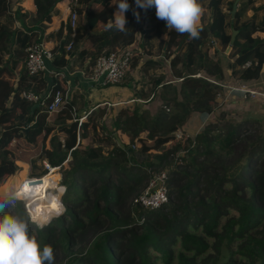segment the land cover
Masks as SVG:
<instances>
[{
  "label": "trees",
  "instance_id": "obj_1",
  "mask_svg": "<svg viewBox=\"0 0 264 264\" xmlns=\"http://www.w3.org/2000/svg\"><path fill=\"white\" fill-rule=\"evenodd\" d=\"M21 1L0 0V186L21 169L11 157L17 141L32 152L28 176L47 172L43 160L59 166L67 211L36 230L41 244L54 248L55 264H264V114L239 118L222 110L219 117L228 118L198 132L183 127L191 116L219 111L227 89L221 82L229 85L223 65L235 83L258 81L264 0H238L234 12L235 0H202L199 39L168 31L155 7H138L136 0H129L127 34L107 27L117 11L112 0H68L77 12L74 35L67 17L45 33V20L63 0H34L31 17L13 9ZM52 39L53 68L86 75L99 54L131 46L130 69L107 85L130 86L138 65L135 94L148 101L159 93L164 103L154 114L137 104L90 105L75 87L54 111L45 102L32 108L23 89L66 88L60 75L48 85L43 71L25 67L26 47ZM160 54L169 60L172 81L157 71ZM198 71L204 74L193 75ZM162 172L168 200L155 209L141 206L138 196ZM39 191L32 197L43 208L35 211L48 213L54 198ZM16 210L23 212L20 205Z\"/></svg>",
  "mask_w": 264,
  "mask_h": 264
},
{
  "label": "clouds",
  "instance_id": "obj_2",
  "mask_svg": "<svg viewBox=\"0 0 264 264\" xmlns=\"http://www.w3.org/2000/svg\"><path fill=\"white\" fill-rule=\"evenodd\" d=\"M112 3L117 5V11L108 20L107 27L127 34L129 0H112ZM136 4L155 7L157 19L165 21L168 31L187 34L190 39H199L203 31L202 0H136ZM135 15L139 20V13ZM32 191L25 182L19 188L0 192V264H55L54 248L42 245L36 230L50 226L67 209L62 199L57 198L52 202L50 213L36 212L31 204ZM17 205L23 208L22 213L16 210Z\"/></svg>",
  "mask_w": 264,
  "mask_h": 264
},
{
  "label": "built area",
  "instance_id": "obj_3",
  "mask_svg": "<svg viewBox=\"0 0 264 264\" xmlns=\"http://www.w3.org/2000/svg\"><path fill=\"white\" fill-rule=\"evenodd\" d=\"M76 0H73L75 2ZM72 2V5H73ZM71 4H69V12L67 15L68 23L71 28V35L75 33V24L77 20V12L73 9ZM69 47V44L68 46ZM53 46H48L45 41H35L30 43L26 47L27 55L25 59V67L27 71L31 74L38 73L39 71H43L44 75L47 72L49 75L57 77L63 72L57 70L55 68H49L48 62L51 63V60L54 56ZM133 57L132 47L127 45L124 48H117L116 50H112L110 52L99 54L94 62L92 72L90 74V78L94 82H99L102 85L114 84L124 76V74L130 69V60ZM193 75L199 76L201 72L198 71ZM53 79L47 80V84H53ZM259 83L253 82L249 83H239L237 85H229L228 94H237V92H241L242 95H250L254 96L256 94H260L257 88L253 87L254 84ZM69 85H66L65 90L61 88H56L50 90L49 87L43 89L39 92L34 91L33 89H23L20 95L33 102L38 103L39 105L42 103H46V108L48 111H54L58 109L64 102H66L69 98ZM50 94V99L47 101L45 97ZM118 104H122L117 102ZM85 116L82 115L78 117V123L80 124ZM44 166L47 169V172L52 171L53 166L47 160H43ZM40 176H27L24 178V182L30 181L32 179L38 178ZM164 177L165 173L156 174L153 179L150 181V184L140 193L137 198V201L141 206L149 209L158 208L164 202L168 200L167 188L164 185ZM161 180L159 186H157L154 190L149 191V187L155 185L158 180ZM23 185V184H22Z\"/></svg>",
  "mask_w": 264,
  "mask_h": 264
},
{
  "label": "crops",
  "instance_id": "obj_4",
  "mask_svg": "<svg viewBox=\"0 0 264 264\" xmlns=\"http://www.w3.org/2000/svg\"><path fill=\"white\" fill-rule=\"evenodd\" d=\"M69 4L68 0H63L62 2H59L57 4L58 11L55 14H52L51 17L47 20H45V25H44V32L48 33L50 31L56 30L61 21L65 20L68 12H69ZM17 7H20L21 12H27L28 15L31 17L32 14L35 12V4L34 0H22L21 2H15L13 9H16ZM27 15V16H28ZM27 19V17L25 18ZM18 24V22H17ZM166 34H163V37H165ZM48 46H54L56 44L55 40H49L45 41ZM135 46L137 45L136 43L134 44ZM160 59V66L157 68L158 72H162L164 74L165 80L166 81H172L175 77L171 71L169 60L163 55L160 54L158 56ZM49 65V68H53L50 62L47 63ZM138 65L135 67L131 68V74H132V82L130 86H125V85H100L101 83L99 82H94L90 78V75H86L82 69H69V66H65L64 68L61 69L63 74H61L59 77L64 81L65 85H69V96L70 92L72 91L73 88L77 87L80 92L84 95L86 98V101L90 105L96 104L98 102H101V104H117V101L120 103H127L129 105H134L137 104L139 105L140 108H146L147 103H153V106L151 107V113L154 114L157 110L158 107L161 106L162 100L160 99L159 95H157L156 98H151L148 101H144L141 98H139L135 94V88L138 87L139 82H138V77H139V72L137 70ZM229 75V70L226 71L224 79L229 82L230 85H237L238 82H232L230 80ZM45 77L47 80L55 79L56 77L49 75L47 72H45ZM257 82V81H256ZM259 83H256L253 85V87L259 89L261 91L260 94H256L254 96L250 95H242L241 92H237V94H230L229 96H234L235 97L232 99L231 103H228L230 105L229 108H233L236 111H246L247 113H262L264 114V66L262 67L261 74L258 79ZM251 84V83H249ZM141 99V101H139ZM160 104V105H159ZM152 108H155V111H152ZM114 111L113 109H111ZM110 111V112H112ZM204 115V113H202ZM202 114H199L197 116H191L190 119L184 124L187 128L188 132H191V124L195 123L192 118L196 120V122L199 124V119ZM189 126V127H188ZM195 131V130H194ZM193 131V132H194ZM21 168L22 172L21 178L17 179L16 182L14 180V186L9 189L12 190L14 188H19L20 185L22 184L24 178L28 176L27 170L25 172V169L27 167L26 163H21ZM17 173L14 172L9 176V180L6 182V184L3 186L1 185L0 190L3 191L2 189L7 186L9 181L13 178V176ZM23 179V180H22ZM22 180L19 184L18 182ZM6 189V188H5Z\"/></svg>",
  "mask_w": 264,
  "mask_h": 264
},
{
  "label": "rangeland",
  "instance_id": "obj_5",
  "mask_svg": "<svg viewBox=\"0 0 264 264\" xmlns=\"http://www.w3.org/2000/svg\"><path fill=\"white\" fill-rule=\"evenodd\" d=\"M229 50H230V48L228 49V48H226L225 49V53H227V52H229ZM226 59V58H225ZM225 59H223L224 60V64H225ZM228 69H227V67L225 66V65H223V71H224V76H225V73H226V71H227ZM204 74V72H201V74ZM175 79V78H174ZM173 79V80H174ZM213 81H215V80H213ZM233 82V81H232ZM221 85H223V87H225V88H227L226 90H225V95H224V97L221 99L220 97H219V99H220V102H219V99H218V102H219V104H218V107H220V108H218L219 109V111H217V110H214V111H211V112H207V113H204V115L202 114L201 115V117H200V119H199V124L196 122V120L194 119V118H192L193 119V121L195 122V123H193V124H191L190 126H192L191 127V134H193V133H195V132H198V131H200L207 123H209V122H215V121H220L221 119H226V118H228V116H225V118H223V117H219L220 116V114H221V111L222 110H227L230 114H234V115H236V116H238L239 118H242L243 116H247V115H249V114H247V112L246 111H242V110H240V111H236L235 109H233V108H229L230 107V105H228V103H231L232 102V99L235 97V96H232V97H230L229 95L230 94H228V96H227V92H228V86L230 85H228V84H226V83H224V82H221ZM226 85V86H225ZM157 95H159V93H156L155 94V96L153 97V98H156L157 97ZM248 96V95H247ZM160 97V96H159ZM161 99V98H160ZM162 100V99H161ZM139 101H141V99H139ZM164 102L162 101L161 102V105L163 104ZM121 105H123V104H121ZM160 105V104H159ZM153 106V103H147L146 104V108H148L149 109V111H151V107ZM160 108V106L158 107V109ZM112 111V110H111ZM152 111H155V108H152ZM157 112V111H156ZM155 112V113H156ZM110 113H114L113 111L112 112H110ZM230 118V117H229ZM232 119H235V118H232ZM105 123H106V125H107V127L108 128H111L112 129V117L111 116H109V115H107V117H106V119H105ZM183 127H185L186 128V126L184 125ZM189 127V126H188ZM186 130H187V128H186ZM195 130V131H194ZM194 131V132H193ZM117 137H116V139L118 138V135H116ZM22 145V144H21ZM21 145L18 143V141L13 145V146H15V147H13L12 149V152H11V157H13L18 163H26L27 164V167H26V169H25V172H26V170H27V173H28V171H29V160H30V158H31V154H32V152H31V149H30V147H25V146H23L22 145V147H21ZM21 147V148H20ZM129 149V148H128ZM141 159V158H140ZM22 169L23 168H21V169H19L18 171H17V173L13 176V178L9 181V183L7 184V186L6 187H4L2 190L3 191H9V189L11 188V187H13L14 186V183L16 182V180L19 178H21V175H24L25 176V174H21V172H22ZM46 174V173H45ZM45 174H42L40 177H42V176H45L44 177V180H45V183L47 184V186H48V183H49V180H48V176L49 175H45ZM58 174V175H57ZM57 176H56V178L55 179H53L52 180V190H54V191H56V189L57 188H60L61 187V171H60V168L58 167L57 168ZM53 176H55V173L53 174ZM39 178V177H38ZM14 180H15V182H14ZM23 180V179H22ZM22 180H20L19 182H18V184L22 181ZM24 181V180H23ZM40 182L41 181H38V185H40ZM22 183V182H21ZM37 185V186H38ZM1 187V186H0ZM43 187V186H42ZM6 188V189H5ZM36 188H39V186L38 187H36ZM49 188H51L50 186H49ZM64 192V191H63ZM39 196H40V194H39ZM61 196V195H60ZM51 199V198H50ZM50 205V204H49ZM38 208L40 207V208H42V204H40L39 203V206H37ZM50 207H51V205H50ZM52 209V208H51ZM51 209L49 210V211H51ZM49 211H48V213H49Z\"/></svg>",
  "mask_w": 264,
  "mask_h": 264
},
{
  "label": "bare ground",
  "instance_id": "obj_6",
  "mask_svg": "<svg viewBox=\"0 0 264 264\" xmlns=\"http://www.w3.org/2000/svg\"><path fill=\"white\" fill-rule=\"evenodd\" d=\"M55 173V176H53V174ZM57 174V167H53L52 168V171H49V172H46V176L47 175H52L51 176V182H52V180L53 179H55L56 178V176L58 175H56ZM44 177L45 176H42V177H39V178H35V179H32V180H30V181H27L28 182V187L29 188H31L33 191H32V193H31V204L34 206V207H37V206H39V203H38V201H36L35 200V197L33 198L32 196L34 195V193H35V191H36V193H40L41 191H39V190H45L46 192H48V194L49 195H52V197L54 198V200L55 199H57V198H60V195L63 193V191L65 190V185H61V187L60 188H57L56 189V191H54V190H52V186H51V188H49V186L47 187V184L45 183V180H44ZM38 181H41L40 182V185H38ZM25 182L23 181L22 182V184H24ZM61 183V182H60ZM21 184V185H22ZM52 184V183H51ZM20 185V186H21ZM39 186V188H36V187H38ZM43 186V187H42ZM37 196H39V195H37ZM37 196H36V198H37ZM54 206V205H53ZM53 206H51V207H53ZM40 208V207H39ZM42 208H43V206H42ZM41 209V208H40ZM46 211V210H45ZM47 211H49V210H47ZM51 211H49V213H50Z\"/></svg>",
  "mask_w": 264,
  "mask_h": 264
},
{
  "label": "water",
  "instance_id": "obj_7",
  "mask_svg": "<svg viewBox=\"0 0 264 264\" xmlns=\"http://www.w3.org/2000/svg\"><path fill=\"white\" fill-rule=\"evenodd\" d=\"M237 2H238V0H235V1H234L232 12L235 11L236 6H237ZM235 35H236V30L233 29V31H232V35H231V39H230V42H229V45L227 46L228 49H229V48L231 47V45L233 44V41H234ZM38 105H39L38 103H33V104H32V108H34L35 106H38ZM114 135H117V133L114 132ZM117 142H118L121 146H124V143L120 140V138H117ZM128 148H130V147H128ZM160 183H161V180L159 179L155 185L149 187V191L154 190L157 186L160 185Z\"/></svg>",
  "mask_w": 264,
  "mask_h": 264
}]
</instances>
